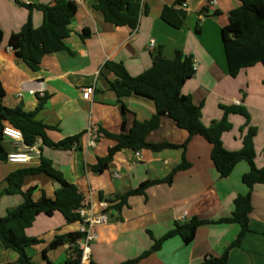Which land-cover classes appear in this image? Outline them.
<instances>
[{"label":"crops","instance_id":"obj_1","mask_svg":"<svg viewBox=\"0 0 264 264\" xmlns=\"http://www.w3.org/2000/svg\"><path fill=\"white\" fill-rule=\"evenodd\" d=\"M19 1L30 5L54 3V0ZM69 1L73 3V15L69 34L64 38L67 48L44 55L40 68L32 70L22 59L19 44H8V38L19 32L29 17L33 26L39 27L43 13L37 8L29 10L15 0H0L3 32L0 82L5 92L2 102L7 107L35 111L40 99L45 98L35 117L51 127L46 131L49 140L59 142L80 135L69 148L42 143L40 156L51 160L63 178L78 187L88 201V209L93 213L105 211L108 215L106 223L92 228L95 238L90 242L86 264H123L138 258L150 250L153 238L164 235L176 221L183 223L195 216L209 220L230 216L234 198L247 191L241 177L249 166L242 161L228 177L220 178L211 159L212 145L201 135L191 137L185 147L160 151L123 148L98 173L93 166L115 141L101 134L94 147H87L86 130L91 125L99 131L116 134L123 126L128 131L136 120L150 119L155 113L151 99L138 94L119 99L110 90L109 81L115 76L105 67L107 61L123 63L136 76L152 65L153 56L159 51L172 58L180 49L198 61L197 71L185 82L182 92L194 103H202V123L209 126L219 121L223 114L220 105L245 106L249 124L257 129L255 163L264 166V63L258 62L240 70L235 77L230 76L221 40V28L240 1L186 0V19L179 29L168 25L160 16L164 6L172 5L174 0H141V14L134 29L105 21L102 13L93 7L97 0ZM152 40L154 46L150 44ZM91 85L94 87L91 99H83L82 88ZM229 121L232 128L223 133L222 142L226 149L238 150L242 147L245 129L241 131V127L245 118L231 114ZM187 137L185 130L163 115L146 140L182 145ZM3 145L7 152L14 150L7 139ZM40 156L26 164L1 160L0 186L12 171L38 166ZM183 158L190 166L176 172L170 184H155L144 195L129 197L119 212L110 209L116 202L109 197L123 195L141 182L165 178ZM31 186L35 187L34 200L43 195L54 197L56 184L44 173L26 176L23 188ZM22 200L20 194L4 195L0 200V217ZM251 201L250 231L240 245L230 249L227 264H264V182L254 185ZM103 202L107 203L105 209ZM78 229L79 221L68 223L58 211L50 215L41 213L26 229V234L42 242L27 247V252L38 264H64L73 245L48 249V244L55 235ZM239 229L236 223L203 224L190 241L184 242L180 236L169 238L158 251L134 264H199L206 256L220 257ZM0 263L19 264L18 253L1 241Z\"/></svg>","mask_w":264,"mask_h":264},{"label":"trees","instance_id":"obj_2","mask_svg":"<svg viewBox=\"0 0 264 264\" xmlns=\"http://www.w3.org/2000/svg\"><path fill=\"white\" fill-rule=\"evenodd\" d=\"M15 1L29 10L37 8L43 13V21L39 27H34L29 17L20 31L11 34L8 38V44H19L24 62L32 70H38L44 55L67 48L64 38L69 34L68 25L73 15V3L69 0H54L53 4L30 5L19 0ZM239 1L240 6L230 12L228 23L221 28L227 71L232 77L244 68L258 62L264 63V0ZM184 2L186 0H174L172 5L164 6L160 15L161 19L176 29L181 28L186 19V11L182 7ZM93 7L102 13L105 21L115 26H128L133 29L138 26L142 9L141 0H97ZM196 30L198 31V28ZM83 35L85 36L86 33ZM2 38L3 32L0 29V41ZM105 67L115 76L109 81V88L119 99L131 94L144 96L154 102L155 113L150 119L136 120L128 131H125V126L120 133L116 134L100 131L101 134L113 139L115 144L108 149L104 157L97 160L93 166L95 172L100 173L105 170L115 153L123 148L136 151L143 148L160 151L165 148L185 147L194 135H201L212 145L211 159L220 178L228 177L235 166L242 161L249 166L248 171L241 177L247 191L234 198V210L230 216L216 220L201 219L195 216L183 223L176 221L164 235L153 238L150 250L123 264L138 262L141 258L158 251L167 239L174 236H180L184 242L190 241L200 225L236 223L240 227L239 232L222 255L220 257L206 256L199 263L227 264L230 249L240 245L246 233L250 231L249 213L252 210V189L255 184L264 182V166L258 167L255 163L254 136L257 129L249 124L250 117L246 107L239 104L220 105L223 112L221 119L205 126L201 121L202 103H194L190 96L182 92L185 82L194 74V71L192 58L180 49L175 51L172 58L165 57L159 51L153 56L152 65L136 76H132L121 62L107 61ZM4 95L5 92L0 82V161L6 160L8 153L3 145L2 129L5 125L21 130L25 143L29 145L40 137L42 143L50 147L69 148L79 139L80 135H75L59 142L49 140L46 131L51 127L35 117L36 112L42 108L45 98L40 99L35 111H24L20 107L5 106L2 102ZM231 114H239L245 118L244 125L241 127V131L245 129L242 147L238 150H228L222 142L223 133L232 128L229 121ZM163 115L170 117L177 127L188 133L182 145L168 142L152 143L146 140L147 134L159 126L160 117ZM189 166L190 164L183 158L165 178L141 182L123 195L109 197V200L116 202L110 209H116L119 212L123 205L127 204L129 197L144 195L146 189L155 184H170L176 172ZM33 173H44L55 182L53 198L43 195L38 200H34L32 194L35 187L23 188L26 176ZM14 194H20L23 200L17 206L8 209L5 216L0 217V241L6 248L18 253L19 264H38L28 254L27 247L38 244L42 240L29 237L26 229L32 226L39 214L50 215L58 211L64 216L66 222L73 223L81 220L79 210L88 206V201L78 187L66 181L62 173L53 166L52 161L43 156H40L38 166L19 168L7 175L4 185L0 186V200L4 195ZM106 211L109 212V209ZM117 218L122 219V217ZM82 235L83 233L79 231L55 235L47 248L55 249L64 244H72L73 248L64 264H81V249L77 239Z\"/></svg>","mask_w":264,"mask_h":264},{"label":"built area","instance_id":"obj_3","mask_svg":"<svg viewBox=\"0 0 264 264\" xmlns=\"http://www.w3.org/2000/svg\"><path fill=\"white\" fill-rule=\"evenodd\" d=\"M212 3L215 1L212 0ZM186 2L182 4V7H185ZM151 46H154V41L150 42ZM198 61L197 59H192V69L194 73L197 71ZM94 87L86 86L82 88V98L91 99L93 95ZM2 134L4 139L9 140L13 146L14 150L7 153L6 160L18 163L26 164L30 162L32 158H37L40 156V146L42 140L40 137H37L33 144H26L24 141V136L21 130L11 126L5 125L2 129ZM87 135V147H94L97 143L99 136L101 135L100 131L93 126L89 125L86 130ZM115 176H118L115 174ZM102 205L104 209L107 207V203L103 202ZM79 215L81 220L79 221L78 231L83 233L81 237L77 239L79 248L81 249V264H86L89 261V245L92 240L95 238V234L92 232V228L95 225L104 224L108 220V215L105 211L99 213H93L87 207H83L79 210Z\"/></svg>","mask_w":264,"mask_h":264}]
</instances>
